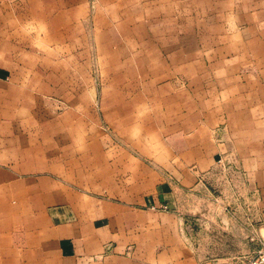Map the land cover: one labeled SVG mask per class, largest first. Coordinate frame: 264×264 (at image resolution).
<instances>
[{
    "label": "rangeland",
    "instance_id": "1",
    "mask_svg": "<svg viewBox=\"0 0 264 264\" xmlns=\"http://www.w3.org/2000/svg\"><path fill=\"white\" fill-rule=\"evenodd\" d=\"M41 2L26 6L27 25L37 19L38 30L27 26L26 46L16 48L23 61L12 64L42 74L22 79L25 89L17 94L36 118L28 119L22 138H9L0 119V166L2 155L28 151L34 166L44 157L71 174L69 181L75 174L78 181L129 190L149 169L158 182L173 180L177 156L187 151V127L199 117L185 108L184 56L198 54V25L213 23L223 1ZM4 53L0 48V65ZM225 157L205 175L199 194L179 195L182 211L201 218L193 238L199 246L252 256L264 245L261 193L251 190L235 154ZM16 202L0 192V227L5 216L21 218Z\"/></svg>",
    "mask_w": 264,
    "mask_h": 264
},
{
    "label": "crops",
    "instance_id": "2",
    "mask_svg": "<svg viewBox=\"0 0 264 264\" xmlns=\"http://www.w3.org/2000/svg\"><path fill=\"white\" fill-rule=\"evenodd\" d=\"M27 1L42 5L0 0V119L11 130L9 138H22L28 119L36 118L17 95L25 89L21 80L42 75L12 65L23 61L16 48L26 46L28 27L38 30L37 19L27 25ZM219 1L224 9L213 23L198 25V54L184 56L185 108L199 117L187 127V151L177 156L174 179L158 182L149 169L127 190L90 178L79 182L75 174L69 181L71 174L44 157L34 166L28 151L4 154L0 192L16 200L23 214L5 216L0 264H235L238 252L212 253L193 240L201 218L185 214L179 198L199 194L217 160L235 154L251 190L261 193L264 221V0ZM15 158L22 160L16 164Z\"/></svg>",
    "mask_w": 264,
    "mask_h": 264
},
{
    "label": "built area",
    "instance_id": "3",
    "mask_svg": "<svg viewBox=\"0 0 264 264\" xmlns=\"http://www.w3.org/2000/svg\"><path fill=\"white\" fill-rule=\"evenodd\" d=\"M235 264H264V245L252 256H240Z\"/></svg>",
    "mask_w": 264,
    "mask_h": 264
}]
</instances>
